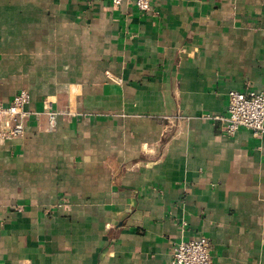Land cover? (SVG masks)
<instances>
[{
	"label": "crops",
	"instance_id": "1",
	"mask_svg": "<svg viewBox=\"0 0 264 264\" xmlns=\"http://www.w3.org/2000/svg\"><path fill=\"white\" fill-rule=\"evenodd\" d=\"M0 264H264V132H222L264 92V0H0ZM45 106L58 112L48 130Z\"/></svg>",
	"mask_w": 264,
	"mask_h": 264
},
{
	"label": "built area",
	"instance_id": "2",
	"mask_svg": "<svg viewBox=\"0 0 264 264\" xmlns=\"http://www.w3.org/2000/svg\"><path fill=\"white\" fill-rule=\"evenodd\" d=\"M119 4L124 0H111ZM141 11H149L153 0H133ZM228 102L224 114L213 117L223 122L222 132L232 136L240 128H246L255 136L264 132V92L250 88L246 90L229 89ZM30 100L28 89L22 88L14 94L8 103L0 102V138L6 139L23 135L24 121L29 112L25 105ZM48 130H54L58 112L45 106ZM166 264H212L211 243L208 237L197 235L182 239L171 245Z\"/></svg>",
	"mask_w": 264,
	"mask_h": 264
}]
</instances>
